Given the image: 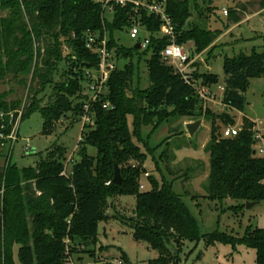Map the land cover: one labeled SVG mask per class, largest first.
Wrapping results in <instances>:
<instances>
[{"label":"trees","instance_id":"obj_1","mask_svg":"<svg viewBox=\"0 0 264 264\" xmlns=\"http://www.w3.org/2000/svg\"><path fill=\"white\" fill-rule=\"evenodd\" d=\"M199 1L206 8H201ZM0 5L2 11H9L7 18L0 19V82L8 75L14 79L22 76L24 85L30 76L34 81L39 79L41 89L30 88L35 96L23 121L39 113L45 136L52 135L64 118L70 117L75 124L84 117V107L90 99L84 96V85L89 82L87 71L99 65L98 55L87 48L88 31L99 34L101 40L107 35L114 60L126 61L111 73L106 94L90 104L92 123L83 128L79 161L70 174L67 150L60 146L41 156L35 167L20 169L11 159L8 167L0 170V264H17L16 255L19 264H69L81 248L98 244L99 225L111 220V202L119 197L136 199L132 217L116 214L114 219L133 231L136 242L147 243L160 254L149 264H181L185 242L202 240L208 247L221 244L253 249L255 264H264V229L250 226L242 238L219 232L202 236L198 222L183 197L174 191L173 183L150 177V189L141 190L145 170L140 165L147 162L148 155L140 146L150 155L154 151L143 138L144 129L152 127L154 133L171 118H208L211 137L205 149L210 155V173L205 199L241 202L232 208L235 211L264 202V158L254 155L256 124L245 119L243 126L248 124L247 130L233 138L224 137L226 128L236 126L235 119L226 113L214 115L205 110L194 83L188 84L163 61L162 53L169 41L157 36L161 30L157 18L142 13L141 21L151 34V42L146 50H138L136 45H120L116 38L118 33L127 35L135 17L130 5L117 6L111 20L103 17L102 6L95 0H0ZM211 5V0H168L167 11L176 27L178 45L194 46L190 60L202 55L220 36L193 21L196 16L208 21L206 12L215 15ZM260 6L264 9V0ZM232 15L237 21L235 13ZM149 54L145 62L150 86L143 89L139 83L135 88ZM61 65L68 69L62 81L56 83L54 75ZM224 73L223 105L244 113V94L250 81L264 78V52L254 50L250 55L226 58ZM191 75L196 83L219 85L217 75L198 70ZM48 87L53 88L52 99L40 108L38 95ZM106 103L109 109L104 108ZM19 105L10 108L0 96V113ZM221 126L225 127L223 131ZM90 148L97 155L91 156ZM133 162L137 165L133 166ZM116 165L123 179L120 185L113 182Z\"/></svg>","mask_w":264,"mask_h":264},{"label":"rangeland","instance_id":"obj_2","mask_svg":"<svg viewBox=\"0 0 264 264\" xmlns=\"http://www.w3.org/2000/svg\"><path fill=\"white\" fill-rule=\"evenodd\" d=\"M211 1V6L216 9L215 15L206 12L208 21L198 20L197 16L193 21L201 26L204 24L203 26L212 32H219L220 36L202 55L193 59L195 63L190 67L189 73L192 74L198 70L200 73H211L219 77V85L212 87L197 81L199 89L205 88L209 91L207 100H204L205 110H210L214 115L226 113L232 116L239 128L247 119L255 123L264 135V78L250 81L244 94L247 102L244 113L229 109L222 102L226 79L224 73L226 58L234 59L242 54L250 55L254 50L259 53L264 52V13L258 14L261 0ZM199 4L201 8H206L202 1H199ZM224 11H227L228 15H224ZM232 13H235V17L240 21L245 20L241 26L235 27ZM8 15L9 11H2L0 5V19L7 18ZM232 27L234 29L228 32ZM116 38L119 39L120 45L127 47L134 45L126 34L118 33ZM48 42H51V39H48ZM183 47L188 55L193 53L192 43ZM66 50L65 48V52ZM150 57L149 54L141 66L140 79L135 81V88L139 83L143 89L150 86L145 62ZM125 62L116 61V66L122 68ZM67 69V66H60L54 75L56 83L62 81V75ZM22 79V76L14 79L13 76L8 75L0 82V96L4 97L8 106L12 108L13 105L20 104L15 110L1 113L16 112L24 117L26 108L31 105L32 98L35 96L30 92V88L40 90L41 87L39 79L34 81L32 76L27 78L25 85L21 83ZM84 88V96H86L89 93L86 85ZM52 96V87H48L38 95V100L42 102L40 108L45 107ZM69 118H64L50 136L44 135V121L39 113H34L22 121L12 164L20 169L35 167L41 156H46L56 146H60L67 150V172L70 174L74 163L79 161L83 124L81 122L72 124ZM199 120L204 122L203 126L194 137H191L187 131V123H195ZM224 128L221 126V131ZM210 137L211 122L208 118L197 120L171 118L154 133H152V127L145 128L143 138L154 151L150 155L143 145L140 146L143 153L148 155L146 163L141 165L138 163V166L145 170L140 184L144 189L141 190L150 189L148 183L150 177L173 183L174 191L183 197L191 215L198 222L202 236L219 232L242 238L250 226L254 229H264V202L250 209L246 205L243 211H235L232 208L241 205V202L229 199L219 203L205 199L208 186L206 177L208 169L210 170V155L205 146L210 141ZM27 146L31 149L30 152L25 151ZM88 152L91 156L97 155V151L93 148H90ZM132 165L135 166L137 163L133 162ZM135 209L134 197H119L113 200L109 209L111 220L99 225L98 244L95 247L81 248V253L70 258L69 264H149L150 261L158 259L160 254L157 251L152 250L147 243L136 242L133 231L123 222L114 219L116 214L132 217ZM170 249L174 251L173 247ZM87 251L90 253H85ZM126 256L129 258L128 261ZM180 257L181 264H255L257 258L256 251L253 249L244 246L233 249L231 246L221 244L208 247L204 240L199 243L185 242ZM15 260L19 264L17 255Z\"/></svg>","mask_w":264,"mask_h":264},{"label":"built area","instance_id":"obj_3","mask_svg":"<svg viewBox=\"0 0 264 264\" xmlns=\"http://www.w3.org/2000/svg\"><path fill=\"white\" fill-rule=\"evenodd\" d=\"M95 2L102 6L103 17L108 20H111L110 17H113L117 6L125 7L130 5L133 7L135 17L132 18L131 26L127 29L126 33L129 39L134 42V45H141V50H146L151 42V34L143 26L141 15L142 13H146L149 16L157 18L161 23V30L157 36L166 38L169 41V45L162 53L163 61L173 66L176 72L182 75L188 84L194 83V86L197 87V83L194 81L191 73H189L190 67L195 61L190 60L184 47L177 43L178 35L176 27L167 11L168 0H95ZM224 15H228V12L224 11ZM108 43L107 35L101 40L99 34L92 31L87 32V48L98 55L99 65L96 70L87 71L89 82L86 86L90 99L89 104H86L84 107V117L81 120L83 128L92 123L90 104L97 103L106 94L110 75L117 68L116 61L114 60L115 57L108 49ZM198 94L202 100H207L209 91L205 88H198ZM104 108L109 109L110 104L106 103ZM22 121L23 116L20 113H0V170L7 168L13 157L15 145L19 140V129ZM240 131L241 128L239 127H228L224 130L223 135L225 138H233L238 136ZM255 132L256 156L264 158V135L258 130L257 125ZM25 151H31L29 146L26 147ZM141 189H144L143 186H141Z\"/></svg>","mask_w":264,"mask_h":264},{"label":"water","instance_id":"obj_4","mask_svg":"<svg viewBox=\"0 0 264 264\" xmlns=\"http://www.w3.org/2000/svg\"><path fill=\"white\" fill-rule=\"evenodd\" d=\"M136 48L138 50H141V45H137ZM202 124H203V121L199 120V121H197L195 123L187 125V131H188L189 135L191 137H194L195 134L198 132V130L201 128ZM247 129H248V124H245L244 126L241 127V130H247ZM254 155H256V152H254ZM122 181H123V179H122V176H121V173H120V169L116 165L115 166V175H114L113 182L116 185H120L122 183ZM255 206H256V204L252 203V204H249L247 206V208L250 209V208H253Z\"/></svg>","mask_w":264,"mask_h":264},{"label":"crops","instance_id":"obj_5","mask_svg":"<svg viewBox=\"0 0 264 264\" xmlns=\"http://www.w3.org/2000/svg\"><path fill=\"white\" fill-rule=\"evenodd\" d=\"M261 13H264V9H262L261 8V6H260V10H259V12H258V14H261ZM244 21L245 20H243V21H240L238 18H237V21H234V23H235V27H237V26H241L243 23H244ZM232 29H234L233 27L232 28H230L229 30H228V32L229 31H231ZM232 117V116H231ZM236 122V121H235ZM191 123H193V122H188L187 123V125H189V124H191ZM204 123V122H203ZM202 126H203V124H202ZM236 128H238V126H237V123H236V126H235ZM202 128V127H201ZM200 131V130H199ZM208 144V142L206 143V145ZM205 148H206V146H205ZM209 155V154H208ZM209 173H210V170L208 169V175H207V177H206V180L208 181V177H209ZM205 180V181H206ZM206 181V182H207ZM205 197H207V196H205Z\"/></svg>","mask_w":264,"mask_h":264}]
</instances>
